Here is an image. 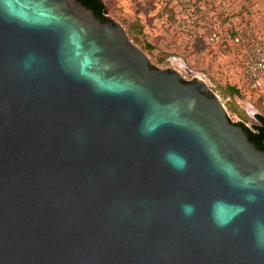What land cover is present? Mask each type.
Here are the masks:
<instances>
[{
	"label": "water",
	"instance_id": "water-1",
	"mask_svg": "<svg viewBox=\"0 0 264 264\" xmlns=\"http://www.w3.org/2000/svg\"><path fill=\"white\" fill-rule=\"evenodd\" d=\"M100 9L0 0V264H264L263 119Z\"/></svg>",
	"mask_w": 264,
	"mask_h": 264
},
{
	"label": "rangeland",
	"instance_id": "rangeland-1",
	"mask_svg": "<svg viewBox=\"0 0 264 264\" xmlns=\"http://www.w3.org/2000/svg\"><path fill=\"white\" fill-rule=\"evenodd\" d=\"M105 16L156 68L178 71L184 80L201 78L222 103L228 120L249 126L264 117V99L242 90L238 54L227 35L244 26L264 35V0H226L224 11L203 0H101ZM219 33V43L210 41ZM233 87L240 96L229 97Z\"/></svg>",
	"mask_w": 264,
	"mask_h": 264
},
{
	"label": "built area",
	"instance_id": "built-area-1",
	"mask_svg": "<svg viewBox=\"0 0 264 264\" xmlns=\"http://www.w3.org/2000/svg\"><path fill=\"white\" fill-rule=\"evenodd\" d=\"M203 1L219 10L225 9L226 0ZM227 40L238 54L242 90L264 99V35L244 26H233ZM210 41L219 43V33L211 34Z\"/></svg>",
	"mask_w": 264,
	"mask_h": 264
},
{
	"label": "trees",
	"instance_id": "trees-1",
	"mask_svg": "<svg viewBox=\"0 0 264 264\" xmlns=\"http://www.w3.org/2000/svg\"><path fill=\"white\" fill-rule=\"evenodd\" d=\"M98 1L101 3V5L105 11V7H104V4L102 3V1L101 0H98ZM100 15L105 16V14H102V9H100ZM225 90H226L227 95H229V97L240 96V92L238 90H235L233 87H226ZM254 115L261 117L264 121V117L261 114H254ZM240 124H242L251 134H254V135L258 134L257 130H252L249 126L247 127L243 123H240ZM249 125L258 127V123L253 117H252V122ZM263 135H264V128H263Z\"/></svg>",
	"mask_w": 264,
	"mask_h": 264
}]
</instances>
